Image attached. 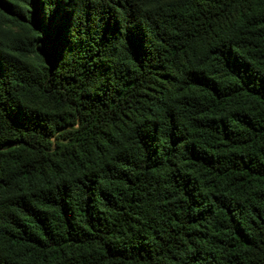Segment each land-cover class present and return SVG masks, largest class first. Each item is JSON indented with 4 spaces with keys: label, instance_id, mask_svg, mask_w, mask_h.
Returning <instances> with one entry per match:
<instances>
[{
    "label": "trees",
    "instance_id": "16d2710c",
    "mask_svg": "<svg viewBox=\"0 0 264 264\" xmlns=\"http://www.w3.org/2000/svg\"><path fill=\"white\" fill-rule=\"evenodd\" d=\"M0 264H264V0H0Z\"/></svg>",
    "mask_w": 264,
    "mask_h": 264
},
{
    "label": "rangeland",
    "instance_id": "374dc122",
    "mask_svg": "<svg viewBox=\"0 0 264 264\" xmlns=\"http://www.w3.org/2000/svg\"><path fill=\"white\" fill-rule=\"evenodd\" d=\"M42 107H43L44 109H46V107H44L43 104H42Z\"/></svg>",
    "mask_w": 264,
    "mask_h": 264
}]
</instances>
